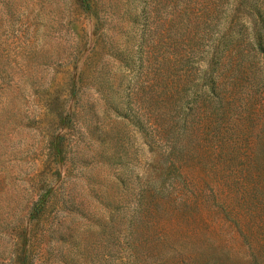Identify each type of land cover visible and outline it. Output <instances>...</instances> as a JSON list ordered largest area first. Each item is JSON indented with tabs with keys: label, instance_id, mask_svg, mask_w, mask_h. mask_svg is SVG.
Segmentation results:
<instances>
[{
	"label": "rangeland",
	"instance_id": "obj_1",
	"mask_svg": "<svg viewBox=\"0 0 264 264\" xmlns=\"http://www.w3.org/2000/svg\"><path fill=\"white\" fill-rule=\"evenodd\" d=\"M0 264H264V0H0Z\"/></svg>",
	"mask_w": 264,
	"mask_h": 264
},
{
	"label": "trees",
	"instance_id": "obj_2",
	"mask_svg": "<svg viewBox=\"0 0 264 264\" xmlns=\"http://www.w3.org/2000/svg\"><path fill=\"white\" fill-rule=\"evenodd\" d=\"M128 97H129V95H128ZM126 104L129 105L128 103H126ZM126 109H127V107H126ZM130 112H132L131 115H130L132 118H136L137 120H140L141 116L139 115V113H138L137 111H134V110L132 109V111H130ZM115 113H116V115L121 116V110L116 109ZM124 116H129V115L125 114ZM140 128H142V127L140 126ZM153 131L155 132V136H156V135H157V136H158V135L160 136V134H162L161 132H159V130L154 129ZM169 152H170V151H169ZM168 157H169V156H168Z\"/></svg>",
	"mask_w": 264,
	"mask_h": 264
}]
</instances>
